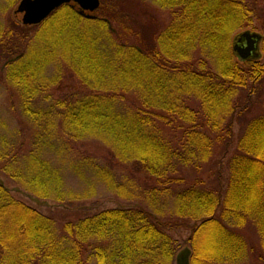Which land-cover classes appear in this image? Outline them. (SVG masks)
Wrapping results in <instances>:
<instances>
[{
  "label": "trees",
  "instance_id": "obj_1",
  "mask_svg": "<svg viewBox=\"0 0 264 264\" xmlns=\"http://www.w3.org/2000/svg\"><path fill=\"white\" fill-rule=\"evenodd\" d=\"M154 2L172 20L151 50L110 37L112 18L102 5L95 18L63 5L38 25L20 23L0 34L1 43H12L5 81L30 125L33 147L23 158L4 144L1 171L38 198L60 199L62 179L42 157L46 145L62 136L97 139L141 183L117 184L108 168L86 156L67 167L91 168L120 194L133 185L148 205L59 225L0 182V264H172L177 248L168 223L177 220L199 222L190 264H250L252 254L262 259L264 37L259 60L240 62L232 53L236 35L255 31L249 28L254 7L249 0ZM62 61L80 77L85 96L48 100L55 80L44 73ZM127 94L133 100L125 105ZM186 172L195 175L188 179ZM168 200L173 208L162 219L159 204ZM252 227L258 254L247 239Z\"/></svg>",
  "mask_w": 264,
  "mask_h": 264
},
{
  "label": "rangeland",
  "instance_id": "obj_2",
  "mask_svg": "<svg viewBox=\"0 0 264 264\" xmlns=\"http://www.w3.org/2000/svg\"><path fill=\"white\" fill-rule=\"evenodd\" d=\"M7 1L9 0H0V34L3 32L7 33L9 29L13 30L15 25H20L21 15L14 14L20 0H16L10 6ZM249 1L255 11V17L251 19V26L249 28L254 29L255 32L264 37V0ZM65 5H70L78 12L76 5ZM99 5H102L103 11H106V16L112 18L109 27L113 32L110 37L116 41L118 40L120 43L143 44V48L146 50L153 49L157 36L172 20L170 11L161 9L154 0H99ZM95 13L90 15L95 18ZM79 27H82L81 23ZM110 29H107L108 32H111ZM34 31H28V36H32ZM11 48L12 43L4 44L0 42V149L8 145L17 154H25L23 157L25 158L29 153L28 151L33 148L31 145L32 131L30 125L22 120L18 113L20 109H18V97L15 90L5 81L4 66L10 54H12ZM262 63L264 64V59ZM44 75L46 79L55 80V84L47 93L49 96L48 100H63L67 102L85 96L88 93L86 87L79 79L80 77L73 70L68 69L63 61L59 64V67L50 64ZM125 96V105L131 104L133 97L130 94ZM43 107L46 108V106ZM237 129L238 126L235 124V133ZM59 135L61 136L60 132ZM66 146L70 150V153L66 152ZM85 156L90 158L94 163L108 168L112 174L111 177L117 184H124L126 178H129L134 183H141L139 180L140 174L134 175L132 179L130 178L132 175L130 176L128 171L123 170L121 165H116L109 146L104 145L97 139L73 142L63 136L51 139L48 145H46L44 154H42V157L50 164V167L57 169L61 176L60 199L55 197L38 198L36 195L26 191L17 181L5 175L1 169L0 182L10 191L15 199L36 209L42 215L49 216L59 225L83 219L109 209L144 207L148 210V207L146 208L148 205L144 203L142 198V192L133 188V185L132 187L126 185L127 194L126 190L125 194H120L114 185H108L107 181L96 176L91 168H81L80 173H78V171L72 170V167H67L68 162H78L79 159L81 161ZM22 161L20 160V165ZM225 168V162L219 165V171L224 181L228 175ZM194 175L195 173L186 172V178L188 179ZM202 176L204 180L208 179L207 175ZM159 208L161 209V213L158 214L159 216H163L162 219H164L168 216L167 213L172 210L173 204L168 200L165 203H160ZM168 224L171 225L169 232L175 241L177 253L184 247H188L192 254V233L199 222L182 223L180 220H177ZM248 230V242L250 246L254 247V252L258 254L260 247L259 236L253 227ZM209 240H207V244H210ZM248 261H250V264H264V255L262 259H258L252 254ZM172 264H176L175 259Z\"/></svg>",
  "mask_w": 264,
  "mask_h": 264
},
{
  "label": "water",
  "instance_id": "obj_3",
  "mask_svg": "<svg viewBox=\"0 0 264 264\" xmlns=\"http://www.w3.org/2000/svg\"><path fill=\"white\" fill-rule=\"evenodd\" d=\"M65 4L76 5L78 13L86 18H92L93 16L90 14L100 6L99 0H20L14 14L21 15L20 23L23 26H34L42 23L53 11ZM262 38V35L255 31L240 32L232 41L233 55L240 62L259 60ZM190 256L191 250L184 247L177 253L175 263L190 264Z\"/></svg>",
  "mask_w": 264,
  "mask_h": 264
}]
</instances>
